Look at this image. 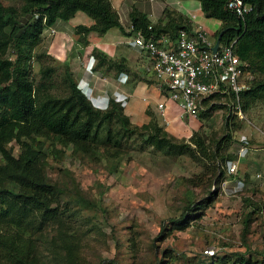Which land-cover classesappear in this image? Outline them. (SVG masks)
<instances>
[{"label": "rangeland", "instance_id": "374dc122", "mask_svg": "<svg viewBox=\"0 0 264 264\" xmlns=\"http://www.w3.org/2000/svg\"><path fill=\"white\" fill-rule=\"evenodd\" d=\"M1 1L17 10L22 6L21 0ZM108 1L117 14L121 9V15L129 14L135 4L129 0L134 4L124 9L123 3ZM77 15L92 22L83 12L66 21L57 19L44 28L36 44L22 45L20 59L35 87L39 84L49 95L64 97L68 95L67 73L73 53L77 57L73 78L91 104L99 108L102 99L94 96L89 80L79 78V71L89 72L82 65L90 49L78 42L75 30L84 22L77 21ZM36 18L33 14L20 17L21 29ZM70 22L73 29L66 25ZM107 34L98 49L112 57L116 54L117 59L122 55L129 66L117 72L107 64L99 67L95 58L89 74L98 75L91 85L100 87L102 79L109 82L108 88L105 85L99 90L102 95L96 94L104 99L102 110L111 99L124 107L123 100L130 99L123 91L127 88L132 90V98L124 113L130 122L138 126L148 123L151 117L146 108L150 106L152 116L164 126L156 109L160 95L155 81L143 70L147 58L138 52L133 36H125L119 28ZM8 56L12 60L16 57L11 51ZM48 68L49 74L40 73ZM251 75L252 81L262 77L259 72ZM216 100L221 103L206 112L203 124L189 121L188 127L178 128L187 123L174 118L177 113L165 128L173 136L187 139L199 131L206 157L193 145L185 155H164L138 136L119 157L106 158L100 154L83 158L77 145L63 146L38 134L22 137L21 144L12 141L8 144L12 155H29L35 160L37 179L61 191L58 203L52 204L59 210L41 230L0 224V234L15 236L26 245L24 256L29 254V264H258L264 253V101L239 116L227 111L223 100ZM232 164L237 166L236 173L230 171ZM12 186L7 182L4 188ZM76 194L100 201V206L75 203ZM183 215L188 217L185 225ZM13 261L0 256L1 264L17 263Z\"/></svg>", "mask_w": 264, "mask_h": 264}, {"label": "trees", "instance_id": "16d2710c", "mask_svg": "<svg viewBox=\"0 0 264 264\" xmlns=\"http://www.w3.org/2000/svg\"><path fill=\"white\" fill-rule=\"evenodd\" d=\"M21 1L22 6L17 10L13 6H5L0 0V224L20 225L31 231L41 230L55 219L59 210L52 206L58 203L61 191L56 185L37 179L35 160L27 154L17 158L12 155L8 144L12 141L21 144L22 137L38 134L51 137L54 143L63 146L75 144L83 158L91 154H100L103 158L108 155L119 157L135 136L164 155H185L190 152L191 145L203 156L208 155L199 131L188 139L177 138L158 124L150 113L151 107L146 110L151 120L138 126L130 122L122 103L114 99L109 101L104 111L93 106L78 87L71 70L67 73V96L53 97L39 84L35 87L20 59L21 48L25 43L36 44L45 27H51L57 19L66 21L77 12L85 13L94 24L89 27L79 25L75 30L80 36L78 42L84 47L89 46L87 37L90 33L104 36L113 28H119L123 33V27L108 0ZM194 1L199 3L206 19L219 22L215 36L222 31V42L236 40L234 50L237 56L247 62L251 73L259 72L262 76L253 80L250 88L240 94L241 109L246 112L255 103L264 101V0H244L252 10L242 18L226 8L228 0ZM164 13L152 26L153 33L174 35L181 28L189 29L188 18L170 8L165 9ZM27 14L36 15L37 18L21 29L19 18ZM129 17L134 32L142 30L147 33L151 23L146 14L133 6ZM10 51L16 55L14 60L8 56ZM88 54L97 59L99 67L107 64L122 72L129 66L126 58L114 59L97 47L91 48ZM50 72L49 68L40 70L42 75ZM7 182L13 186L4 188ZM79 202L100 206V201L92 202L76 194L75 203ZM183 216L181 222L185 225L188 217ZM249 223L250 215L245 220V228ZM161 232H164V228ZM26 249V245L20 244L15 236L0 234L1 257L11 258L16 264H29V254L24 256ZM258 264H264V253Z\"/></svg>", "mask_w": 264, "mask_h": 264}, {"label": "built area", "instance_id": "2783aa9c", "mask_svg": "<svg viewBox=\"0 0 264 264\" xmlns=\"http://www.w3.org/2000/svg\"><path fill=\"white\" fill-rule=\"evenodd\" d=\"M226 8L241 18L252 10L244 0H228ZM147 18L151 23L147 33L142 30L134 32L129 15L127 22L120 21V24L123 34L133 36L138 52L147 58L143 70L155 81L160 95L156 109L163 119L164 128L170 127V117L177 113L174 118L187 123L178 128L188 127L189 121L203 124L206 112L216 103H221L215 99L223 100L227 111L242 116L240 94L252 85V75L247 62L235 53L236 40L227 43L220 40L213 52L217 30L209 31L201 24L193 25L195 15L187 20L189 29L181 28L174 35L153 33L152 26L159 20H152L150 15ZM94 60L92 55L89 56L86 67L89 71ZM242 152L243 149L240 150ZM230 171L237 172L236 164L231 165ZM257 177L260 178L261 174Z\"/></svg>", "mask_w": 264, "mask_h": 264}, {"label": "crops", "instance_id": "0c3cea01", "mask_svg": "<svg viewBox=\"0 0 264 264\" xmlns=\"http://www.w3.org/2000/svg\"><path fill=\"white\" fill-rule=\"evenodd\" d=\"M117 1L124 4V5H122V8L125 7L124 9H127L129 6L134 4V3H131L129 0H117ZM127 1H129L130 3H128ZM133 1H135L134 7H136L140 12H142L144 14H147V15H150L151 19L154 20V21L160 20L161 17H162L163 10L170 8V9L175 10L178 14H181V15H183L186 18H189V16H191V15H195L196 18L192 22V24L193 25L201 24L209 31H215V29L217 27V24L219 23L218 21H215V20H212V19H206L204 14L201 11L199 3L194 1V0H152V1L149 0L148 2L146 0H133ZM119 11H118V14H119ZM119 15H120V21L123 22V23H126L129 14H124V12H122V15L121 14H119ZM78 20L84 22L83 24L82 23H80V24L81 25H85L87 27H89V26L94 24L93 20H92V22H89V21L85 22V19L83 17H81V16L77 17V21ZM215 22H217V23H215ZM70 24H71V22L67 23L66 25L69 28L73 29L74 26H71ZM58 26H59V24H58ZM106 35H108V34H105L104 36L100 37V36H97L95 33H90L88 35V37H87V42L89 44V46H88L89 49H91L93 47H97L98 48L100 45H102L104 40H105V38H106ZM53 43L56 44L57 46L60 45V42L59 43L53 42ZM115 55L116 54H114L113 57L110 56V55L109 56L114 58ZM71 56H72V62H71V65H68V66H69V68H70V70H71V72L73 74V71H72L73 70V60L77 61V59H76L77 57L74 58L73 53H72ZM121 57H123V56L121 55ZM114 59H117V58H114ZM136 60H140V58H138ZM86 66H87V60L82 65L83 69H86ZM79 72H80L79 73V78L80 79H82V80L87 79V80L90 81V85L88 87H90V90H92V92L95 93L94 96L97 97V98L102 99V101L98 104L99 108L102 109L101 106H102V104L105 103L104 99H103V97H99L97 95H102V94H99V90L102 89L103 87H105V85H106V88H108L109 82H105L102 79V80H100L101 81V83H99L100 85L98 84V86H100V87L93 88V85H91V83L94 81V79L98 75V73H96V72L93 73L94 71H92L91 73H93L94 75H90L89 74L90 71L87 72L86 70H82V71H79ZM98 78H99V76H98ZM123 91H125V92L127 91V93L130 95V99L132 98L131 97L132 90L128 91L127 88H124ZM130 99L123 100V102H124V112H125L126 106L128 105V101Z\"/></svg>", "mask_w": 264, "mask_h": 264}, {"label": "water", "instance_id": "95a60500", "mask_svg": "<svg viewBox=\"0 0 264 264\" xmlns=\"http://www.w3.org/2000/svg\"><path fill=\"white\" fill-rule=\"evenodd\" d=\"M222 33H223L222 31L219 33V35H218V37H217L216 44L212 47V51H213V52L217 50L218 44H219V42H220V40H221V37H222Z\"/></svg>", "mask_w": 264, "mask_h": 264}, {"label": "clouds", "instance_id": "9594fccd", "mask_svg": "<svg viewBox=\"0 0 264 264\" xmlns=\"http://www.w3.org/2000/svg\"><path fill=\"white\" fill-rule=\"evenodd\" d=\"M120 20V19H119ZM100 37H102V36H100ZM79 41V40H78ZM88 56V57H87ZM89 56H91V54H86V56L85 57H87V62L89 61ZM94 63V61H92V63H91V68H90V70L92 69V64ZM87 67V66H86Z\"/></svg>", "mask_w": 264, "mask_h": 264}]
</instances>
